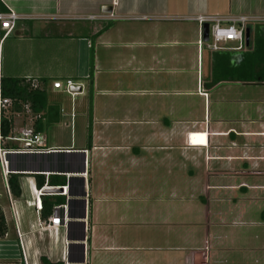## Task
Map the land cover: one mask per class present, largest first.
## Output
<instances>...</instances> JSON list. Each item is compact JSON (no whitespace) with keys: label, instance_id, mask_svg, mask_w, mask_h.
I'll return each mask as SVG.
<instances>
[{"label":"crops","instance_id":"0c3cea01","mask_svg":"<svg viewBox=\"0 0 264 264\" xmlns=\"http://www.w3.org/2000/svg\"><path fill=\"white\" fill-rule=\"evenodd\" d=\"M103 9L108 11L102 12ZM7 11L20 19L0 40V90L6 80H18L28 88L33 81L36 88L44 90L47 105L54 106L56 111L46 117L45 113L33 114L26 101H16V108L11 102L2 114L10 122L8 136L17 137L21 129L31 128L44 137L46 148L57 152L44 158L18 156V165H11L14 175H18L20 190L19 198L10 195L17 212L15 224L0 180L5 198L1 213L6 227L0 238V264H41V258L50 264H66V258L70 262L67 264H127V259L111 260L108 255L117 251V247L111 246L117 239L114 224L133 222L134 226L141 224L143 230L148 218L154 219V204L159 202L147 198L149 184H143L144 196L137 189L138 184L130 187L128 183L148 180L146 175L139 180L132 178L135 170L163 163L179 179L177 188L172 185L170 189V198L178 200L186 213H193L198 219L188 220V230L179 234L176 245L165 239L158 247L160 250H134L143 252L138 256L140 264H264V121L260 119L264 98L258 96L249 108L246 102L230 98L243 86L264 88V81L255 75V82L221 83L205 91L196 73L195 91L177 92L201 99V120L193 118L196 107H186L183 117L181 109L175 110L174 106L166 110L160 107L159 114L151 117L145 115L144 108L141 115L145 116L118 121V125H127V130L121 132L112 127L113 118L107 116L111 109L95 105L96 91L91 90L90 118L88 114L83 118V100H76L84 93L87 97L83 83L88 80L90 69L92 88L95 86V49L108 33L121 32L118 24L136 27L157 19L192 22L195 40L190 43L196 49L198 64L201 51L198 52L196 42L200 28L190 18L244 17V30L249 32L247 44L243 37L240 50L235 49L236 45H220L219 49L227 51L230 59L235 58L232 61L238 63L248 50V43L253 46L256 38L264 40V0H0V13ZM205 51L209 63L210 54L215 51ZM168 61L180 62L179 51L158 60ZM66 79L71 80L73 88L80 89L73 96L62 94L68 100L50 88L52 82ZM57 125L69 128L68 146L48 144L45 132ZM37 127L41 131H35ZM196 134H204V144L197 143ZM81 170L85 180L72 175ZM35 176L41 180L37 179L41 182L39 187ZM156 188L153 196L160 199L163 195L160 187ZM40 189L48 193L39 197L41 209L36 212L33 190ZM56 206H66L70 217L66 224L71 223L67 234L61 227L44 228ZM138 207L144 209L139 211ZM65 235L73 239L83 235L82 242L71 244L84 247L73 245L65 249L64 262ZM129 264H134L133 259Z\"/></svg>","mask_w":264,"mask_h":264},{"label":"rangeland","instance_id":"374dc122","mask_svg":"<svg viewBox=\"0 0 264 264\" xmlns=\"http://www.w3.org/2000/svg\"><path fill=\"white\" fill-rule=\"evenodd\" d=\"M178 16H171L175 18ZM152 23L154 26L149 27ZM156 24V26H155ZM121 32L115 34V31L108 33L103 39L100 47L96 50L95 66V86L91 85L92 93L96 91L94 102L98 108L102 106L109 107L111 111L107 116L113 118L112 127L121 132L126 129L127 125H118L119 120L137 119L143 116H155L160 112V107L168 108L174 106L180 108V114H185L183 110L186 107L193 109L196 107L194 119L201 120L203 117V107L201 99L191 96L178 94L181 92L195 91V75L198 73L203 84L208 77L207 51L204 47L201 49V56L196 64V49L190 43L195 40V26L192 22H179L177 20L164 21L163 19L153 20L141 26L130 27L126 23L118 24ZM149 27V28H148ZM155 30H151V28ZM181 28V29H180ZM176 34L178 36H176ZM176 43H173V42ZM221 45L235 46L233 42H225ZM179 51L180 62H158L159 58H169L174 52ZM89 52V56L91 55ZM110 57V58H109ZM152 57H154L153 60ZM197 65V66H196ZM180 83V85L177 84ZM86 90H88V80H86ZM242 90H235L231 93L230 98L236 102H246V106L253 107L254 102L264 98L263 87L243 86ZM175 89V90H174ZM94 90V91H93ZM207 91V89H205ZM91 93V96H92ZM85 94V93H84ZM77 98L83 100V109L80 112L83 118H87V101L88 96ZM192 95V94H190ZM69 99L66 95H60ZM65 101V100H64ZM68 105V104H67ZM65 104L64 107L68 110ZM95 106V107H96ZM147 109V114L141 115V111ZM97 109V107H96ZM195 109V108H194ZM100 113V111H99ZM253 113V112H252ZM252 116V114H251ZM264 121V113L262 118ZM58 126V127H57ZM51 129H47L45 135L48 144L57 146H68L70 144L69 128H63L57 125ZM72 129V140L73 133ZM78 129L75 130V147L78 141ZM198 136L197 143L204 144V134H196ZM7 144H11L7 142ZM20 146V144H16ZM73 146V141H72ZM174 161V160H172ZM162 164V163H161ZM159 167H145L137 169L132 178L143 179L141 175L149 177L147 181H128L131 187L135 184L140 192L145 196L144 183L148 185L149 195L147 198L155 199L159 202L154 204V219L150 216L148 223L141 230V224L134 226L133 222L125 224L115 223L117 239L111 246L117 247V251L108 253L113 258L127 259V264L133 259L134 264H140L138 256L143 252H134L138 247L148 249H159L162 242L167 239L173 241L174 245L178 244L180 233L188 230L186 223L189 219H198L193 213H186L182 204L178 200L171 199L173 195L170 193L172 185L177 188L178 180L175 172L169 171L166 163ZM154 166V165H153ZM175 173V174H174ZM182 179V178H181ZM138 182V183H136ZM143 185V186H142ZM142 186V188H140ZM157 186L160 187V199L153 196L157 193ZM0 211L4 207V197L0 184ZM178 193V192H177ZM5 196V195H4ZM164 198L161 204V199ZM176 197V196H175ZM173 198V197H172ZM135 211L136 207H131ZM144 209L143 207H138ZM121 211V209H120ZM135 215V214H134ZM158 215V217H157ZM129 216H133L130 214ZM127 216V217H129ZM125 226V228H123ZM120 228H123V230ZM154 228L156 230H154ZM148 231V232H147ZM183 239V238H182ZM44 245V244H43ZM160 250V249H159ZM91 254L92 252L89 251ZM153 253V252H151ZM160 254V253H159ZM145 262V261H143ZM123 264V263H122Z\"/></svg>","mask_w":264,"mask_h":264},{"label":"built area","instance_id":"2783aa9c","mask_svg":"<svg viewBox=\"0 0 264 264\" xmlns=\"http://www.w3.org/2000/svg\"><path fill=\"white\" fill-rule=\"evenodd\" d=\"M19 16L14 14L11 11L5 13H0V30L3 31V34L0 35V40L5 38L7 34L13 30L16 22L19 20ZM92 19V18H90ZM193 22H196L200 28V36L196 42L198 52L201 51L204 47L208 51H218L220 45L225 42H233L236 44V50H240L243 45V34L244 26L247 22V19L244 17L239 18H226L220 16H196L190 18ZM203 24L208 25V39L207 42H203L201 39V26ZM29 86L32 89L37 87V84L33 81H30ZM74 85L70 79H66L63 82L56 81L50 84L52 90H56L59 94H66L73 96L74 93L70 91ZM199 90V89H198ZM201 94V90L198 91ZM202 96L205 94L202 92ZM11 102L7 98H3L0 93V117L2 114L9 109ZM60 112H62L60 110ZM44 137L35 133L31 128H23L18 132L17 137L7 136L5 138L0 135V180L3 186L5 197L7 198L8 211L10 213L11 220L16 223L17 212L15 210L14 203L11 200V196L8 190L7 179L10 174H15V171H12V166H17L19 160L18 156L23 155H40V154H50L55 153L57 150L46 148L44 145ZM7 142H10V145H7ZM20 144V146L16 145ZM73 176H79L84 179L85 173L81 174H72ZM85 180V179H84ZM65 191V187H61ZM42 190H33V195L36 199V204L34 209L36 212H39L41 209L39 197L42 195ZM68 221L67 218V209L66 206H56L52 208L51 216L46 220L44 228L56 230L58 228H64ZM19 238V235L17 236ZM66 246L67 242L63 241V260L65 262L66 257ZM24 259V258H23ZM24 261V260H23Z\"/></svg>","mask_w":264,"mask_h":264},{"label":"trees","instance_id":"16d2710c","mask_svg":"<svg viewBox=\"0 0 264 264\" xmlns=\"http://www.w3.org/2000/svg\"><path fill=\"white\" fill-rule=\"evenodd\" d=\"M264 39V37H262ZM251 46L249 43L246 46L247 51L241 55V62H233L230 59V56L227 51H215L210 54V62L208 66V77L205 79L202 87L204 89H211L212 87L221 84V83H235V82H243L250 83L255 82L256 78H260L261 81H264V40L256 38V41L252 43ZM250 47V48H249ZM244 48V47H243ZM91 58V55H90ZM91 61V60H90ZM92 66V61L90 62ZM91 69L88 75V107L87 114L88 118H90L91 113ZM1 96L3 98H7L12 102L13 106L16 105L17 102L24 103L25 101L29 103L30 111L33 114L45 113L46 117H48L49 112L54 114L55 108L54 106L47 105L46 96L43 89L35 88L34 90L25 86L23 82L18 80H6L1 83ZM35 131H41L40 127L34 129ZM10 132V122L5 119L3 116L0 117V135L5 138L8 136ZM90 133L89 130L87 132V144L89 143ZM36 186L39 187L40 179L35 176ZM37 179L40 181L37 182ZM7 185L10 195L13 198H19L20 190H19V181L18 175L10 174L7 179ZM48 213V212H47ZM6 227L4 224L3 216L0 211V238H2L5 234ZM41 264H50L45 259H40ZM59 264V263H54Z\"/></svg>","mask_w":264,"mask_h":264},{"label":"water","instance_id":"95a60500","mask_svg":"<svg viewBox=\"0 0 264 264\" xmlns=\"http://www.w3.org/2000/svg\"><path fill=\"white\" fill-rule=\"evenodd\" d=\"M105 9V8H104ZM102 10V12H104V11H108V10ZM248 35H249V32H248V29H245L244 30V44L246 45L247 44V41H248ZM201 39H202V41L205 43V42H207V39H208V25L207 24H203L202 26H201ZM70 91L71 92H79L80 91V89L77 87V88H71L70 89ZM51 154H56V153H51ZM51 154H49V155H51ZM57 154H59V153H57ZM41 155H42V158H44V157H47V155L48 154H40V155H36V156H38V157H41ZM21 157H24V158H27V157H29V155H23V156H21ZM34 157V156H33ZM43 172H45V171H43ZM77 174L79 173V174H81V173H83V171L81 170V171H78V172H76ZM57 192H60V190L58 189V191ZM42 193H48L47 191H43ZM67 218L68 219H70V217H68L67 216ZM71 225V223H69V224H66L65 225V231H66V234H67V232H68V229H67V227L68 226H70ZM82 226V225H81ZM65 241L67 242V246H66V250L68 249V247H71V246H73V245H79V248H81L82 249V247H84L83 246V244H71V243H78V241L79 242H82L83 241V235L82 236H80V238L79 239H73V238H68L66 235H65ZM69 245V246H68ZM82 262V259H81V261H80V263ZM67 263H70L69 261H67V258H66V264Z\"/></svg>","mask_w":264,"mask_h":264}]
</instances>
